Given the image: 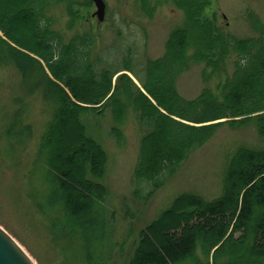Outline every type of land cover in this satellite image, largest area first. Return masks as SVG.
<instances>
[{
  "label": "trees",
  "instance_id": "1",
  "mask_svg": "<svg viewBox=\"0 0 264 264\" xmlns=\"http://www.w3.org/2000/svg\"><path fill=\"white\" fill-rule=\"evenodd\" d=\"M77 4L0 0V32L6 39L0 38V70L13 66L26 94L41 92L53 102L52 120L37 149L40 186L27 196L48 220L51 242L64 252L65 264H264V21L249 14L255 36L236 39L213 18L202 20L207 0H174L183 24L170 32L161 58L147 59L136 69L131 54L119 66L102 54L92 60L95 41L89 32L66 41L54 29L52 10L62 5L71 29L79 19ZM232 53L236 70L218 95L203 90L195 100L179 96L177 79L190 65L202 63L212 68L211 75L216 68L226 72ZM121 72L130 73L151 100L125 74L113 85ZM22 106L0 133L8 156L17 155L32 136ZM106 114L108 136L116 146L125 139L127 118L142 133L133 185L135 198L144 202L226 124H252L263 147L239 148L232 155L218 199L179 195L125 251L131 230L116 240V216L103 184L107 155L91 135L103 128L95 118Z\"/></svg>",
  "mask_w": 264,
  "mask_h": 264
},
{
  "label": "rangeland",
  "instance_id": "2",
  "mask_svg": "<svg viewBox=\"0 0 264 264\" xmlns=\"http://www.w3.org/2000/svg\"><path fill=\"white\" fill-rule=\"evenodd\" d=\"M75 1L79 5L74 7L78 13L76 18L79 19L74 27L69 29L72 22L65 8L60 5L50 15L57 22L54 29L61 30L66 41L76 33L89 32L95 41L91 59L95 60L102 54L107 56L108 62H115L118 66L127 54L133 57L136 69L141 68L147 59L160 58L165 51L168 35L184 21V14L173 6L174 0H151L143 8L140 0H104L106 12L101 23L94 17L96 9L92 3L83 7L87 0ZM207 2L202 20L212 22L213 18L225 34L236 39L244 40L255 36L247 20L249 14L260 23L264 21V0ZM146 14H151V19ZM0 38L6 40L1 32ZM236 57L232 53L225 63L226 72L216 68L214 72L218 73L215 75H211L212 68L208 69L202 63L190 65L177 79L176 90L179 96L191 101L198 98L203 90L218 95L225 79L231 78L235 73ZM115 81L116 78L112 80L113 85ZM20 83L21 77L13 66L0 70V133L20 105H23L24 124L29 125L32 130L25 148L19 149L15 156H8L5 144H0V228L25 252L33 264H65L64 252L51 242L48 220L36 213L27 196L40 186L42 161L37 158V149L41 136L52 120L53 102L47 103L41 92L26 94ZM143 92L146 94L144 90ZM17 99L21 103L16 104ZM94 122L103 127L96 131V135H91L107 155V173L103 184L108 190V208L116 216V240L122 241L131 230L126 239L125 251L136 241L139 231L168 209L179 195H195L206 202L218 199L232 155L239 148L263 147L252 124H226L217 129L214 136L200 149L190 154L177 171L165 178L164 184L144 202L134 195L137 186L133 185V175L142 134L135 120L132 117L126 119L123 127L125 139L120 146H116L108 136V114L103 120L95 118ZM169 217L176 220L174 213Z\"/></svg>",
  "mask_w": 264,
  "mask_h": 264
},
{
  "label": "water",
  "instance_id": "3",
  "mask_svg": "<svg viewBox=\"0 0 264 264\" xmlns=\"http://www.w3.org/2000/svg\"><path fill=\"white\" fill-rule=\"evenodd\" d=\"M91 2L96 8L95 15L98 21L102 22L105 15V4L103 0H91ZM14 243L11 238L0 229V264H33L22 252L20 247Z\"/></svg>",
  "mask_w": 264,
  "mask_h": 264
},
{
  "label": "flooded vegetation",
  "instance_id": "4",
  "mask_svg": "<svg viewBox=\"0 0 264 264\" xmlns=\"http://www.w3.org/2000/svg\"><path fill=\"white\" fill-rule=\"evenodd\" d=\"M140 1H141V5H142V8H143V7H147V6L150 4V1H151V0H145V1H144V6H143V4H142V0H140Z\"/></svg>",
  "mask_w": 264,
  "mask_h": 264
},
{
  "label": "bare ground",
  "instance_id": "5",
  "mask_svg": "<svg viewBox=\"0 0 264 264\" xmlns=\"http://www.w3.org/2000/svg\"><path fill=\"white\" fill-rule=\"evenodd\" d=\"M1 229V228H0ZM2 230V229H1ZM3 231V230H2ZM5 233V232H4ZM6 234V233H5ZM7 235V234H6ZM12 240V239H11ZM12 242L14 243V241L12 240ZM15 244V243H14ZM17 246V245H16ZM18 247V246H17ZM19 248V247H18ZM21 249V248H20ZM22 250V249H21ZM22 252L25 254V252L22 250ZM26 255V254H25ZM27 256V255H26ZM28 257V256H27ZM33 263V262H32Z\"/></svg>",
  "mask_w": 264,
  "mask_h": 264
}]
</instances>
